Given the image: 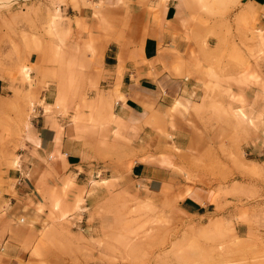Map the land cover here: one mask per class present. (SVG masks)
I'll list each match as a JSON object with an SVG mask.
<instances>
[{
    "label": "rangeland",
    "instance_id": "1",
    "mask_svg": "<svg viewBox=\"0 0 264 264\" xmlns=\"http://www.w3.org/2000/svg\"><path fill=\"white\" fill-rule=\"evenodd\" d=\"M164 1L155 0L150 10L157 14ZM131 2L109 7L103 0H0V76L10 87L9 94L0 95V197H12L0 205V264L9 260L2 241L12 225L31 229L17 235L28 256H17V264H264V230H259L264 229V161L248 148V142H264L261 8L241 0H185L204 94L199 102H176L144 120L175 154L171 165L188 183L185 191L200 182L214 189L212 200L236 197L233 219H199L177 210L182 195L166 199L167 186L160 196L123 181L133 163L127 121L113 111L114 100L123 96L100 85L92 62L101 38L131 28ZM69 5H90V24L70 17ZM118 86L116 80L115 91ZM186 113L195 135L181 147L164 118L174 126L173 117ZM37 118L77 141L83 161L107 163L113 155L119 171L99 169L96 175L90 169L85 182L76 172L82 166H69L57 148L38 152ZM19 165L26 167L34 189L24 198L13 189L15 179L4 178L8 168ZM13 201L43 217L13 215L4 209L13 210ZM234 221L255 230H234Z\"/></svg>",
    "mask_w": 264,
    "mask_h": 264
},
{
    "label": "crops",
    "instance_id": "2",
    "mask_svg": "<svg viewBox=\"0 0 264 264\" xmlns=\"http://www.w3.org/2000/svg\"><path fill=\"white\" fill-rule=\"evenodd\" d=\"M103 1L108 6L121 5L120 0ZM246 1L253 2L261 8V20L264 23V0H241L242 3ZM154 3L155 0H149L146 4L136 0L129 3L131 28L120 33V36L116 37L115 31L111 32L109 37L101 38L97 46V59L92 62V68L94 69V66L97 68L94 72L101 76L100 85L105 89H111L113 94L118 92L123 96L113 102V111L127 121L125 135L130 139L133 156V163L123 181L126 180L144 192L159 193L160 196L162 189L167 186L166 199L182 195L176 199V208L184 215H192L199 219L209 215L232 216L233 219L236 209L231 202L236 201V197L226 196L218 201L212 200L214 189L200 182L191 184L185 191L188 183L180 178L171 165L176 161L175 154L165 149L167 141H164L155 127L144 122L152 111L165 112L167 107L176 102L184 106L182 102L185 101L199 102L204 94L203 69L196 65L194 53L197 50V43L191 37L192 18L185 0H165L157 14L149 8ZM68 10L70 17L81 16L82 22L90 24L92 19L90 5H79V8L69 5ZM120 10L123 8L120 7ZM71 26L76 30L74 21ZM83 34L86 36V33ZM34 53L32 51L28 55L30 62L33 61ZM204 65L205 63H202V67ZM116 80L119 82L117 91L114 90ZM9 91V82L0 76V95L9 94ZM244 92L246 93V90ZM189 116L187 113L184 116L176 114L173 117L174 126L170 125L169 116L166 115L164 118L166 129L173 135V142L181 147L190 144L195 135L192 125L186 122ZM35 124L33 126L36 130V150L51 152L57 148L65 154L69 166L72 168L82 166L83 171L76 172L82 173L85 182H88L90 169L96 171V175L99 169L104 170L106 174L119 171L113 155H111L113 159L110 157L107 163L94 158L83 161L77 141H72L64 133L61 137L59 129L54 124H47V121L37 118ZM58 136L60 141L56 143ZM248 148L254 159L264 161V142L262 144L248 142ZM241 149L246 158V135L241 142ZM89 154L93 155L91 152ZM25 170V166L19 165L13 169L8 168L4 174V178L15 179L13 189L19 198H24L30 193L29 190L31 192L34 190L28 184L29 178ZM11 198L10 195L3 194L0 197V205L6 199L11 202ZM218 203H223V206L217 208ZM10 206H5L4 209L12 211L13 215L26 214L29 218L39 215L38 219L43 217L38 212L34 214L30 209L23 210L22 203L16 201H13V210ZM29 230L31 229L23 225H12L7 228L2 241V250L9 256L6 264H17V256H23L24 260L28 257L26 250L17 242V235ZM234 230L255 229L246 221H234Z\"/></svg>",
    "mask_w": 264,
    "mask_h": 264
},
{
    "label": "built area",
    "instance_id": "3",
    "mask_svg": "<svg viewBox=\"0 0 264 264\" xmlns=\"http://www.w3.org/2000/svg\"><path fill=\"white\" fill-rule=\"evenodd\" d=\"M22 219V218H21Z\"/></svg>",
    "mask_w": 264,
    "mask_h": 264
}]
</instances>
